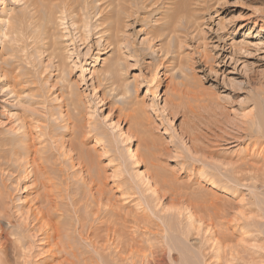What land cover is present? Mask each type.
I'll return each mask as SVG.
<instances>
[{"label": "rangeland", "instance_id": "obj_1", "mask_svg": "<svg viewBox=\"0 0 264 264\" xmlns=\"http://www.w3.org/2000/svg\"><path fill=\"white\" fill-rule=\"evenodd\" d=\"M38 1L0 0V264H264V0Z\"/></svg>", "mask_w": 264, "mask_h": 264}, {"label": "bare ground", "instance_id": "obj_2", "mask_svg": "<svg viewBox=\"0 0 264 264\" xmlns=\"http://www.w3.org/2000/svg\"><path fill=\"white\" fill-rule=\"evenodd\" d=\"M80 1L81 0H41V1H38L37 7L36 6L34 7L35 11L33 12L32 16L35 17V23L38 26L40 25L39 28L42 30V32H45L44 30L47 28V24H49L53 19L57 17H59L58 18L59 20L63 21L65 19L64 17L67 13L68 7L71 8L74 3H77V2L80 3ZM82 1H85V3L87 4L92 1L95 2V0H82ZM98 1L101 2L102 0H97V2ZM158 1H161V4L166 3V2L169 3V4L167 3V9L171 11H165V13H163V16L165 18L179 17L180 14H181L180 15V18H181L182 13H184V9H185V8L183 9V5L185 2H187V0H105L106 2L105 5L102 3L100 6H98V8L100 9L99 13L101 14L100 20H103L102 22H105L106 20H111V22L107 25L108 29L113 28V27L119 28L121 21L126 16L127 17L130 16L134 12V7H137V6L147 7L149 6V4H152V2H158ZM186 10H188V8ZM58 13H60L59 16H58ZM36 24L35 26L38 28ZM254 124L256 125V128H257L256 131L259 133V135L264 137V111H261L258 114V119L257 121L254 122ZM11 247L12 246L9 247L8 252H10ZM172 249L170 247L168 250H170L171 252ZM5 251L7 250L5 249ZM186 260L188 259L186 258ZM111 263L112 262L109 263V261H106V264H111ZM147 264H168V263L163 254V256L161 257L159 255L154 256L152 260L147 261Z\"/></svg>", "mask_w": 264, "mask_h": 264}]
</instances>
